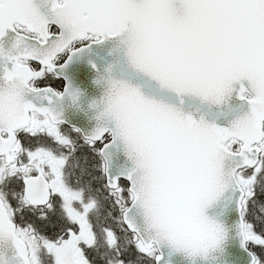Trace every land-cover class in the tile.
I'll use <instances>...</instances> for the list:
<instances>
[{
	"label": "snow or ice",
	"instance_id": "6c2138e0",
	"mask_svg": "<svg viewBox=\"0 0 264 264\" xmlns=\"http://www.w3.org/2000/svg\"><path fill=\"white\" fill-rule=\"evenodd\" d=\"M217 253L264 264V0H0V264Z\"/></svg>",
	"mask_w": 264,
	"mask_h": 264
},
{
	"label": "water",
	"instance_id": "95a60500",
	"mask_svg": "<svg viewBox=\"0 0 264 264\" xmlns=\"http://www.w3.org/2000/svg\"><path fill=\"white\" fill-rule=\"evenodd\" d=\"M100 53H98L99 55ZM78 83H81L83 87H85L87 89V92H88V97L91 98L95 95H97V92L95 91V89H93L91 86H90V80L87 81V82H84V81H78ZM226 253H232V254H235L237 251H239L238 249V244H232V243H229L228 247L226 248ZM217 257H219L218 259L216 260H213V259H209L208 261V264H223V261H224V257L220 256L219 253L215 254ZM173 264H183V262L181 261L180 257L179 256H176L173 258Z\"/></svg>",
	"mask_w": 264,
	"mask_h": 264
}]
</instances>
